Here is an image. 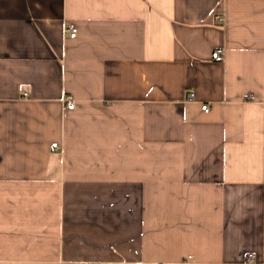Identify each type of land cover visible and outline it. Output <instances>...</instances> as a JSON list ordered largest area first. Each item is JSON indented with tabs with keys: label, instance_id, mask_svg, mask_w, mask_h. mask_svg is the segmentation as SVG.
I'll list each match as a JSON object with an SVG mask.
<instances>
[{
	"label": "crops",
	"instance_id": "1",
	"mask_svg": "<svg viewBox=\"0 0 264 264\" xmlns=\"http://www.w3.org/2000/svg\"><path fill=\"white\" fill-rule=\"evenodd\" d=\"M161 263L264 264V0H0V264Z\"/></svg>",
	"mask_w": 264,
	"mask_h": 264
},
{
	"label": "built area",
	"instance_id": "2",
	"mask_svg": "<svg viewBox=\"0 0 264 264\" xmlns=\"http://www.w3.org/2000/svg\"><path fill=\"white\" fill-rule=\"evenodd\" d=\"M223 18H220V20H222ZM66 32H68L70 34L71 37H75L77 35V31L75 28H67ZM212 58L213 60L217 61V62H221L224 60L225 58V52L223 49H217L212 53ZM194 93H190L189 94V99L192 100L194 98ZM244 98L246 100H253L254 97L252 95L249 94H245ZM76 108V100L73 96L68 95L66 96L65 100H64V109L67 110H74ZM202 110L204 111H209V105L207 103L202 105ZM58 144L57 143H52V147L58 149ZM248 261L255 263L256 262V256L255 255H249L248 256ZM163 264V263H161Z\"/></svg>",
	"mask_w": 264,
	"mask_h": 264
}]
</instances>
